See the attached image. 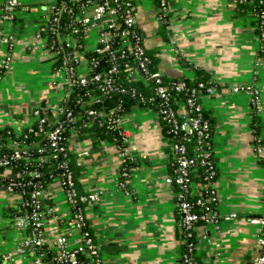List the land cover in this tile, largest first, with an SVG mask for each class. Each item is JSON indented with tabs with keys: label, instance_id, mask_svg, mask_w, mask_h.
<instances>
[{
	"label": "crops",
	"instance_id": "crops-1",
	"mask_svg": "<svg viewBox=\"0 0 264 264\" xmlns=\"http://www.w3.org/2000/svg\"><path fill=\"white\" fill-rule=\"evenodd\" d=\"M3 1L0 37L10 39L0 41V127L19 129L26 111L38 103L55 104L63 89L40 32L54 0H21L12 18L2 16ZM133 1L136 26L161 75L195 78L199 70L214 86L202 102L211 123L220 219L195 224L197 263L252 264L261 250L260 227L245 217L264 215V52L254 16L238 14L235 0H166V17L161 19L158 3ZM92 35L86 34L88 46L94 44ZM6 54L8 67L2 65ZM249 85L258 90L259 105L244 89ZM120 127L125 154L111 140L92 148L91 133L74 139L76 149H88L77 156L80 188L98 192V200L85 212L99 244L100 264H179L181 218L176 188L167 179L169 154L161 122L152 108L134 106L124 113ZM125 159L130 169L122 177ZM49 193L53 215L45 223L46 243L56 246L60 233L77 243L79 233L68 220V203L57 180ZM15 199L0 189V264H32L17 252L30 228L13 224ZM229 213L237 215L222 217Z\"/></svg>",
	"mask_w": 264,
	"mask_h": 264
},
{
	"label": "built area",
	"instance_id": "built-area-1",
	"mask_svg": "<svg viewBox=\"0 0 264 264\" xmlns=\"http://www.w3.org/2000/svg\"><path fill=\"white\" fill-rule=\"evenodd\" d=\"M260 2L264 7V0H260ZM20 4L21 0H4L1 6L2 16L12 18L16 7ZM166 11V0H161L158 12L166 14ZM64 15L68 17L66 22L68 28L66 31L60 32L59 26ZM255 17L259 21L258 26L261 29L258 34L260 46L264 47V9L256 13ZM135 24L133 0H54L50 4V14L41 29L46 31L47 28H50L51 32L57 33L56 37L50 41L46 40L47 36L45 35L44 38L47 53L52 60L60 57V66L55 71L60 74L59 80L63 91L55 104L45 102L33 105L26 111L24 122L19 129L12 127L7 130L9 134L5 141V147H2L0 142V166L3 167L1 175L7 178L4 182L0 181V189H5L16 197L11 214L13 224L21 229L30 228V236L24 237L20 241L17 252L22 257H27L28 262L32 264H56V262L77 264L79 262L77 253L83 250L89 252L92 259L85 260L81 264H99L101 262L99 244L92 237L89 229L85 228L87 225L85 209L98 200V192L78 191L66 157L69 149L76 150L77 155L87 154L88 149L78 150L72 145L73 140L71 145L61 144V140L65 122L72 123L78 117V113H74L72 108L67 106L70 91L76 86L84 88L85 94L88 95L87 98L80 100V104L89 106L86 109L89 115L106 117L108 122L115 124L121 122L122 117L115 114L113 110L104 113L92 106V103L98 101L101 95L123 89L119 83L121 71L126 72V76H131L133 79L154 80L155 94L159 98L158 108L154 111L160 119L169 125V133H175L178 129H182L187 134L186 140H190L191 135L195 134L200 142L204 141L206 144L200 155V161L206 163V204L202 196H196L195 201H190L186 195H182L178 203L176 202L181 212L183 246L179 264H197L196 242L189 239L195 224L198 221L215 223L220 219L215 209L211 207L212 203H216L214 178L217 169L212 154L210 123L207 117L204 119L200 115L201 113L197 112L203 107L202 98L214 93V86L208 81L206 83L198 81L197 84L191 86H187L184 79L163 81L160 71L152 70L149 67V55L146 52L142 35L138 34L133 27ZM91 31L96 36L93 46H88L86 34ZM79 37L83 38L84 43L80 42ZM117 37L121 41L119 39L117 41ZM9 39L10 37L7 35L0 37L1 42H7ZM81 47L83 50L90 48L98 53H108L110 66L88 76L89 69L97 63L98 55L89 61L83 55ZM128 51L132 54L130 58ZM9 62L10 55L6 54L2 65L8 67ZM116 76L118 77L117 82ZM90 81L97 84V88L100 90L98 93L92 94L95 87L88 85ZM238 88L237 85L233 86L234 90ZM244 89L252 97L254 103L259 105L258 90L252 85L245 86ZM183 90L188 91L185 100L187 108L175 109L170 105V99L174 91ZM133 93L135 92L133 91ZM197 97L199 101L196 99ZM152 98L153 96L149 97V99ZM78 100L79 97L76 101ZM193 111L197 112L198 116H189V113ZM49 112L55 116L52 122L48 115ZM178 115H184V117L180 119ZM121 134L125 140L124 131L121 130ZM44 140L46 148L49 150L46 152H44ZM165 140L170 144L175 158L173 175H168V181L181 187H187L189 184L190 193H196V182L189 177V167L194 163V158L188 155L186 143L175 139H170L169 143L167 135ZM34 152H37V161L34 157L32 158ZM121 153L125 154V149ZM59 154L65 156L58 163L62 167L61 173L59 175L51 173L50 177L57 179L64 191L68 205H73L70 215L72 228L78 231L79 239L77 245L71 248L67 234L60 233L56 244L59 248L58 253L54 261H48L42 257L44 255L42 247L46 243L45 223L53 215V210L52 206L45 201L50 193L49 187L44 185L41 178L43 174L41 167H44L45 160L54 159ZM16 162L23 166L19 170L12 171V165ZM121 174L126 176L128 172L122 169ZM194 205H198L199 211L194 209ZM236 215V213H229L222 217L228 219ZM245 219L248 223L255 222L260 227L258 240L261 250L252 264H264V215H247ZM9 257V254L3 255L5 259Z\"/></svg>",
	"mask_w": 264,
	"mask_h": 264
},
{
	"label": "trees",
	"instance_id": "trees-1",
	"mask_svg": "<svg viewBox=\"0 0 264 264\" xmlns=\"http://www.w3.org/2000/svg\"><path fill=\"white\" fill-rule=\"evenodd\" d=\"M155 3H158V5H160L161 0H153ZM235 8L237 10L238 14H246L247 12L252 14L254 16V20H255V30L257 35L260 34V27L258 26L259 21L256 19L255 14L260 12L261 10L264 9V7L262 6L260 0H235ZM158 15L161 19L166 17V14H162L158 12ZM68 21V17H66V15H64L61 18V22H60V32H64L67 30V26H66V22ZM135 28V31L142 35L141 31L139 30V28L136 26V24L133 26ZM52 30L49 28H47L46 31H44V29H41V34L44 36H47L46 40L50 41L53 37H56V32L53 33L51 32ZM121 41V39L119 37H117V41L119 40ZM80 42L84 43L83 38L81 39L79 37ZM264 42V39H263ZM82 49V47H81ZM263 52H264V47L260 48ZM83 50V49H82ZM147 54L149 55V67L152 70H158L157 67V58L154 57V55H152V53H150L147 49H146ZM83 55L90 61L92 59V57H95L98 55V59H97V63L95 66L91 67L89 69L88 72V76L92 75L94 72L102 69V68H108L110 66L109 64V60H108V53L106 52H101L98 53L95 50H92L90 48L88 49H84L83 50ZM132 56L131 52L128 51V57L130 58ZM60 57L56 58V60L53 61L52 65H53V70L58 69V67L60 66ZM198 75L195 78H186V77H182V78H178V79H184L187 83V86H191V85H195L198 83V81H203L206 83V78L204 77V75L201 74V71L198 70ZM116 75V74H115ZM162 79L165 82H169L171 79H165L164 76L162 75ZM177 79V78H174ZM118 80V77L116 76V82ZM119 83L121 84L122 88L121 90H117V91H111L108 94L105 95H101L100 99L98 101H94L92 103V106H94L96 109H98L99 111H102L104 113L113 110L115 114L120 115L121 117L124 115V113H126L128 110H130L132 107L134 106H150L153 110H156V108H158V96L155 94V82L153 79H139V78H135L133 79L131 76L127 77L126 76V72L121 71V74L119 75ZM88 85L90 86H94L95 89H93L92 94H96L98 93L100 90L97 88V84L90 81L88 83ZM63 91V89H62ZM133 91L135 93H133ZM141 94V95H140ZM188 94L187 90H183L180 92H173V95L170 99V105L174 106L175 109L177 108H187V103L185 102L186 100V96ZM141 96H143V98H141ZM150 96H153L152 99H149ZM79 97V100H77V98ZM88 95L85 94V90L84 88L80 87V86H76L72 89V91H70V98L68 99L67 102V106L72 108L74 113H78V117L77 119L72 122V123H66L65 122V126H64V130L62 132V140H61V144L64 145H71L72 144V140H73V146H74V139L76 138V140L81 136H86L87 133H91L92 134V141H91V146L92 148H97L98 146H100L101 142L103 140H111L113 143H115L118 147V149L123 150V148L125 147L124 145V140H123V136L121 134V127H120V123L119 124H115V123H111L108 122L106 117L97 115V116H92L89 115L86 112V109L89 107L88 105H81L80 104V100H83L85 98H87ZM196 99L199 98L197 97ZM201 100V98H200ZM45 103V102H44ZM200 112L202 118L206 119V117L208 118V116L206 115L205 109L204 107H202L199 111ZM193 111L191 113H189L190 115H194V116H198V113ZM50 121L52 122L54 120V114L52 112L48 113ZM185 115V114H184ZM184 115H178V117L181 119L184 117ZM188 116V115H187ZM61 117V116H60ZM159 118V117H158ZM162 128H163V132H164V136H168L169 137V143H170V139H175V140H180V141H184L186 143L187 146V153L189 156H192L194 158V163L192 165H190L189 167V177L192 181L196 182V186H197V192L196 193H190L191 187L188 184L187 187H181L178 184H173L176 188V202L178 203V201L181 199L182 195H186V198H188L190 201H195L196 196H202V198L205 200V204H206V178H205V174H206V163L205 162H201L200 161V155H201V151L206 147V144L204 143V141L200 142V140L198 139V137H196L195 134L191 135V139L190 140H186V133L182 130V129H178L175 133H169L168 129H169V125L164 122L162 119H160ZM209 120V118H208ZM255 120V118H254ZM210 123V120H209ZM8 129H12L11 126L9 125H5L3 127H0V142H1V146L5 147V141L7 140V136H8ZM258 126H254V131H257ZM210 131H211V123H210ZM211 133V132H210ZM212 137V136H211ZM70 138V139H67ZM167 145V150H168V154H169V160H168V166H169V174L173 175V168H174V154L173 151L171 149L170 144L166 143ZM44 152L49 151L48 148H46V141L44 140ZM75 147V146H74ZM76 148V147H75ZM5 150V148H4ZM77 153L76 150H68L66 157H67V161H68V166L70 168V170L72 171V174L74 176V180L76 182V186L79 192H83L80 188V183L78 181V177L80 175V165L77 161ZM37 158V152H34V154L32 155V158ZM62 154H59L56 158L52 159L49 158L47 160L44 161V167H41V170L43 172L42 174V179L44 181V185L48 186L55 180L57 179H52L50 177V174H60L62 167H60L58 165V163L63 159ZM24 161V160H21ZM23 165L19 162H16L15 164L12 165V171H16L17 169H21ZM123 169H125L127 172L130 169V165L127 162V159H125L123 161ZM3 170V167L0 166V181L4 182L7 178L3 177L1 175V172ZM122 171V170H121ZM120 175L121 172H120ZM122 177H124L122 175ZM127 177V175L125 176ZM179 192V193H178ZM183 193V194H180ZM47 202V204L51 205V200L50 197L47 198V200H45ZM214 204V205H213ZM72 206L73 205H68V211H69V215H71L72 212ZM211 207L215 209V203L211 204ZM194 209L199 211L198 205H194ZM177 213L179 215V217L181 218V212L178 209V204H177ZM69 222L71 223L72 226V219L71 216H69L68 218ZM59 225L62 226V220H59ZM87 223V221H86ZM198 223H203L202 221H198ZM88 228V224L85 225V228ZM90 231V229H89ZM90 234L93 237L92 232L90 231ZM182 234V233H181ZM68 237V235H67ZM69 239V237H68ZM189 239H193L196 242V233L193 230L192 235L190 236ZM70 241V239H69ZM70 243V247L73 248L75 247L77 244L76 243ZM43 251H44V255L42 256L44 260H48V261H54L56 254L58 253V246H53L50 245L49 243H45L42 247ZM79 262L77 264H81V262L85 261V260H91L92 256L89 254V252L83 250V251H79L77 253ZM101 263V262H100ZM99 263V264H100ZM56 264H59L58 262H56ZM198 264V263H197Z\"/></svg>",
	"mask_w": 264,
	"mask_h": 264
},
{
	"label": "rangeland",
	"instance_id": "rangeland-1",
	"mask_svg": "<svg viewBox=\"0 0 264 264\" xmlns=\"http://www.w3.org/2000/svg\"><path fill=\"white\" fill-rule=\"evenodd\" d=\"M91 39H92V40L94 39V35L91 36Z\"/></svg>",
	"mask_w": 264,
	"mask_h": 264
}]
</instances>
